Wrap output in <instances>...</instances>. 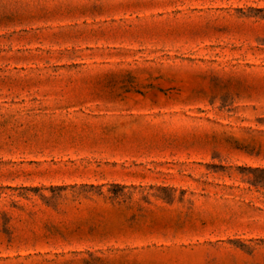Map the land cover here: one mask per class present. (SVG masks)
Wrapping results in <instances>:
<instances>
[{"label": "rangeland", "instance_id": "1", "mask_svg": "<svg viewBox=\"0 0 264 264\" xmlns=\"http://www.w3.org/2000/svg\"><path fill=\"white\" fill-rule=\"evenodd\" d=\"M0 264H264V0H0Z\"/></svg>", "mask_w": 264, "mask_h": 264}]
</instances>
